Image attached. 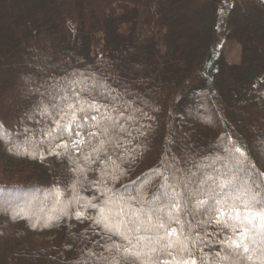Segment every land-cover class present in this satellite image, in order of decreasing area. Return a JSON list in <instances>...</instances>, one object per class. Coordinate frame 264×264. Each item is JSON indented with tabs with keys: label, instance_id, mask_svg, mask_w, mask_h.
<instances>
[{
	"label": "trees",
	"instance_id": "16d2710c",
	"mask_svg": "<svg viewBox=\"0 0 264 264\" xmlns=\"http://www.w3.org/2000/svg\"><path fill=\"white\" fill-rule=\"evenodd\" d=\"M241 189L264 199V0H0V264H264V228L229 246Z\"/></svg>",
	"mask_w": 264,
	"mask_h": 264
},
{
	"label": "snow or ice",
	"instance_id": "6c2138e0",
	"mask_svg": "<svg viewBox=\"0 0 264 264\" xmlns=\"http://www.w3.org/2000/svg\"><path fill=\"white\" fill-rule=\"evenodd\" d=\"M69 108L73 109L72 115H75V109L73 105H69ZM81 111H83V109H81ZM97 111H99L97 109ZM67 115V113H66ZM85 118H90L92 119L94 122L96 121V117L95 116H91V117H85L82 116L81 119H85ZM95 127H97L99 129L98 132L96 133H91V135L96 136V135H108L109 134V126L104 123L103 121L101 122H97L94 124ZM71 131H76L75 128H70ZM78 143V142H77ZM235 152H240L241 149L236 147L234 148ZM161 189H163L162 195L165 198H174L176 193H175V189H171V185H169L168 183V177L165 176L164 177V183L160 185ZM171 189V195L169 190ZM241 195H248L250 198L246 199V200H240V196ZM159 199V198H158ZM235 199L240 200L241 203L244 204V211L246 213V215H244V217L241 219L240 214H239V209L236 208L235 205L232 206V210L235 211L236 215H235V219L239 222L238 225H229L233 232H235L237 230V227H241L242 231L239 233L241 236V241L238 243L236 240H231L229 246L232 247L234 246L236 249L241 248V246L243 245V251L244 252H248V246L246 244H243L244 239H246L249 235V233L251 232L252 228H264V199H258L257 198V194L254 192H251L248 189H241L240 190V195H237L235 197ZM227 201L225 200L224 203H226ZM203 203V202H201ZM221 202L217 201V204H220ZM259 205V210L256 209V206ZM173 207H176L175 205H173ZM215 211V209H214ZM220 214L223 215L224 211L223 209L220 210ZM230 214V213H229ZM218 223L220 221H217ZM245 222H247L248 225H250L251 227H244ZM154 227H157L159 229H165L166 225L163 222L158 223L157 225H154ZM175 232V229H172L170 232H167V235H172ZM161 239H163V237H161ZM167 247H171V245H168ZM168 256H172L171 252L167 253ZM173 259H175V257H173ZM158 260V264H167V261L157 258ZM116 264H120V261H117ZM183 264H189V262L187 260L183 261ZM192 264H196V262L193 260Z\"/></svg>",
	"mask_w": 264,
	"mask_h": 264
},
{
	"label": "rangeland",
	"instance_id": "374dc122",
	"mask_svg": "<svg viewBox=\"0 0 264 264\" xmlns=\"http://www.w3.org/2000/svg\"><path fill=\"white\" fill-rule=\"evenodd\" d=\"M222 49H223V52H224L227 60L230 63H234L235 64V63H239L240 62V60H241V47L236 42H229L228 41V42H226V43L223 44ZM1 97H3V96H1ZM140 187L141 186L139 184L136 188H140ZM36 197H37V195H36ZM35 199L36 198H31L30 201H34ZM65 199H66V201H68V198L67 197L64 198V200ZM28 202H29V200H28ZM33 203L34 202H31L30 203V204H32L31 207H33ZM153 204L156 205V202H153ZM3 209L10 210L9 207H7V206H5L3 204L2 205L0 204V210L4 211ZM35 209H38V206L32 208V210H35ZM249 263H251V264H257L255 262V260H251V259L249 260Z\"/></svg>",
	"mask_w": 264,
	"mask_h": 264
}]
</instances>
